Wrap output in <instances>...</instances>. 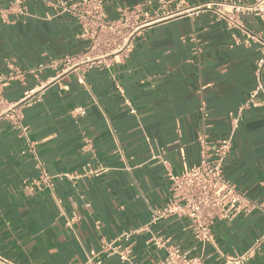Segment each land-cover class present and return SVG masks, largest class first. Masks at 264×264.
<instances>
[{
  "label": "crops",
  "instance_id": "1",
  "mask_svg": "<svg viewBox=\"0 0 264 264\" xmlns=\"http://www.w3.org/2000/svg\"><path fill=\"white\" fill-rule=\"evenodd\" d=\"M102 1L109 19L143 3V13L154 19L161 1L171 11L178 2ZM212 1L185 0L193 13L154 20L128 52L60 76L53 68L29 71L84 52L90 42L80 37L78 22L69 15L47 18L54 12L44 0L30 1L26 15L4 12L0 264H157L166 250L157 247L155 235L188 256L205 255V264H225V257L262 239L248 264H264L262 92V104L242 113L224 163L227 180L258 207L216 219L214 241L204 247L187 229L186 216L153 220L172 197L170 175L198 164L199 137L205 133L214 142L229 136V114L257 86L260 44L230 27L216 7H203ZM10 6L11 0H0V8ZM242 18L261 31L258 17ZM19 72L23 80L13 78ZM28 90L33 99H25ZM124 233L132 234L131 263L113 252L125 247L119 241ZM92 251L98 255L91 257Z\"/></svg>",
  "mask_w": 264,
  "mask_h": 264
},
{
  "label": "built area",
  "instance_id": "2",
  "mask_svg": "<svg viewBox=\"0 0 264 264\" xmlns=\"http://www.w3.org/2000/svg\"><path fill=\"white\" fill-rule=\"evenodd\" d=\"M32 0H11L8 9L0 8V17L5 18L4 12L17 11L22 15L28 12V3ZM53 10L54 15L47 13V18L53 16L69 15L80 25V37L88 40L90 44L86 50L77 55H68L54 59L48 64L39 65L29 73L40 74L47 68L60 70L58 76L77 70H86L100 63L104 59L116 58L129 51L135 36L148 24L161 18L175 17L184 13H193L195 8L184 7L185 0H178L174 11L168 10L165 1L160 2L156 17L151 18L143 13L141 4L133 9H121L117 19H109L102 0H44ZM145 3H151L146 0ZM205 8L216 7L218 15L227 21L230 27H236L246 34L247 39L260 44L261 57L256 63L257 86L250 92L248 99L241 105L237 113L229 114L231 133L229 136L212 142L207 134L199 137V162L196 166L187 169L183 174L170 175L172 181V197L163 210H157L153 220L168 217L173 214L186 216L194 237L206 246L214 241L212 226L216 219L232 220L241 214L248 215L258 206L247 195L227 180L224 172V163L229 155L233 139L242 120V113L249 108L262 104L257 97L264 93L262 74L264 70V0H214L203 5ZM243 16L258 17L262 23L259 33L250 30L243 22ZM249 40L245 43L249 45ZM25 73L19 72L13 78L23 80ZM34 90L25 92V99L34 98ZM264 102V101H263ZM4 104L0 91V107ZM85 114L83 109H79ZM42 168V163L39 162ZM45 181L49 177L42 172ZM264 207V203L259 205ZM131 233H124L119 241L126 243L125 247L113 252L118 254L121 261L131 263L133 243L130 241ZM157 247L166 250V256L157 264H205V255L188 256L178 245L169 244L159 236H153ZM262 239L249 247L245 252L234 253L225 257V264H248V262L261 250ZM104 251V248H102ZM98 255L92 251L91 257Z\"/></svg>",
  "mask_w": 264,
  "mask_h": 264
}]
</instances>
